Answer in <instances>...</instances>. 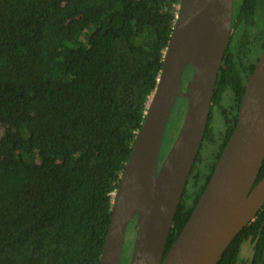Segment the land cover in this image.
I'll list each match as a JSON object with an SVG mask.
<instances>
[{
	"label": "trees",
	"instance_id": "16d2710c",
	"mask_svg": "<svg viewBox=\"0 0 264 264\" xmlns=\"http://www.w3.org/2000/svg\"><path fill=\"white\" fill-rule=\"evenodd\" d=\"M181 1L0 0V264H99ZM260 2L242 0L233 11L235 31L164 256L233 133L264 50V29L250 33ZM214 113L218 131L209 126ZM263 175L264 158L254 184ZM244 242L248 260L239 259ZM216 264H264V204Z\"/></svg>",
	"mask_w": 264,
	"mask_h": 264
},
{
	"label": "water",
	"instance_id": "95a60500",
	"mask_svg": "<svg viewBox=\"0 0 264 264\" xmlns=\"http://www.w3.org/2000/svg\"><path fill=\"white\" fill-rule=\"evenodd\" d=\"M234 0H182L144 121L112 201L99 264H120L128 225V264H216L264 204V50L249 75L232 135L167 254L177 205L199 151L217 74L230 40ZM190 66L184 89L182 76ZM186 99L178 133L159 164L173 106Z\"/></svg>",
	"mask_w": 264,
	"mask_h": 264
},
{
	"label": "rangeland",
	"instance_id": "374dc122",
	"mask_svg": "<svg viewBox=\"0 0 264 264\" xmlns=\"http://www.w3.org/2000/svg\"><path fill=\"white\" fill-rule=\"evenodd\" d=\"M242 0H234V10L237 9L238 5L241 4ZM264 29V0H261L260 4L258 5V8L255 13V23L251 27V32L253 35H257L258 32H261ZM191 75L190 68H186L183 76H182V88L184 89L187 81L189 80ZM186 110V100L183 98H178L173 106V109L171 111L170 117L168 119L160 154H159V164L162 162L164 156L170 149L177 133L180 128L182 119L184 117ZM212 125L214 128L218 131L222 127V122L218 114H213L210 121L209 126ZM1 133V129H0ZM210 152V148L208 146H203L201 149V154L204 158L208 157ZM130 223L127 227L125 239L123 243V249H122V256H121V262L120 264H128L132 245H133V239H134V227ZM132 226V229H131ZM252 254V248L251 245L247 242H244L240 247L239 252V259L248 260L250 259Z\"/></svg>",
	"mask_w": 264,
	"mask_h": 264
},
{
	"label": "flooded vegetation",
	"instance_id": "af4514ba",
	"mask_svg": "<svg viewBox=\"0 0 264 264\" xmlns=\"http://www.w3.org/2000/svg\"><path fill=\"white\" fill-rule=\"evenodd\" d=\"M233 11H234V6H233ZM232 16H233V14H232ZM235 30H234V27L232 26V22H231V34L234 32ZM231 34H230V36H231ZM257 43H259V42H257Z\"/></svg>",
	"mask_w": 264,
	"mask_h": 264
}]
</instances>
